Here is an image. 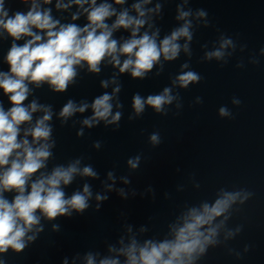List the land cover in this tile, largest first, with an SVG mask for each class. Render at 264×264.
<instances>
[{
  "label": "clouds",
  "instance_id": "obj_1",
  "mask_svg": "<svg viewBox=\"0 0 264 264\" xmlns=\"http://www.w3.org/2000/svg\"><path fill=\"white\" fill-rule=\"evenodd\" d=\"M6 0H0V36L5 33L12 39L11 47L3 62L8 71L0 70V90L11 105L7 109L0 100V264L10 250L19 254L34 243L44 231L42 220L55 221L58 217L83 215L94 198L95 211L109 199L107 192L116 191L121 198L127 199L125 188H116L117 177L113 171L107 173L102 181L104 192L94 193L92 186L85 182L82 190L77 189L68 195L66 188L77 177L99 179V173L91 164H83V157L70 160L67 164H56L49 169V161L54 158L56 140L53 137V117L66 125L77 114L90 110L91 115L73 120L79 123L77 137H83L85 129H92L101 123L105 127L118 129L123 116V103L119 93L122 90L120 76L129 74L134 80H144L156 69L159 76L164 71L165 62L176 61L181 52L189 59L192 56L191 42L199 22L210 26L208 12L203 8L193 10L186 7L190 0H179L176 6L175 21L179 22L170 32L161 36L157 19H162L161 0H55L57 10L69 11L71 21L62 23L53 16V0H19L27 6L26 11H15L5 7ZM168 2V0H164ZM86 18L81 26L75 21ZM125 30L127 37L116 38L114 33ZM23 40L22 44L17 41ZM214 47L207 48L202 57L204 61H218L221 67L229 63L237 50L236 41L221 34ZM247 45H241L244 51ZM264 56V48L260 49ZM259 64L256 55L248 60ZM102 65H110L116 71L100 86L112 90L97 95L91 102L68 99L59 112L51 104L41 103L34 96L35 89L47 84L52 92L64 93L77 83L79 70L87 68L88 73L99 74ZM237 68H243L241 59ZM169 86L157 94L147 97L135 93L131 100L132 112L129 121L141 117L146 109L156 114L168 115L170 106H175L176 114L183 107L175 89H188L199 84L201 75L191 69L189 62L180 65V71L170 78ZM30 97H33L31 100ZM196 104L202 98L196 97ZM231 103L239 106L241 100L233 97ZM39 114V115H38ZM221 118H233L227 106L218 109ZM153 147L161 144L159 132L148 137ZM93 147L99 149L101 142ZM141 155L130 157L127 165L137 170ZM124 184H130L128 176L120 177ZM193 187L200 188L193 181ZM178 190L183 191V186ZM153 191V189H149ZM14 194L9 199L6 194ZM132 195H136L132 190ZM254 193L246 188L220 187L210 199L197 203H185L167 223L161 236H147V225L138 230L125 223L124 231L115 243L108 244L107 255L88 251L81 257L73 258V264H199L210 249L224 248L228 255L242 259L249 251L245 245L243 252L230 247L229 242L236 239L244 229L243 224L231 226L233 217L242 211ZM165 198L169 194L165 193ZM53 231L60 225L52 224ZM63 264H68L67 258Z\"/></svg>",
  "mask_w": 264,
  "mask_h": 264
}]
</instances>
